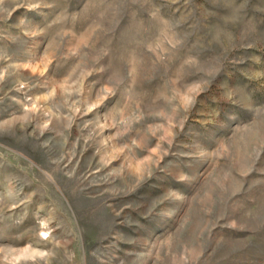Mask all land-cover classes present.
Segmentation results:
<instances>
[{
    "label": "rangeland",
    "instance_id": "rangeland-1",
    "mask_svg": "<svg viewBox=\"0 0 264 264\" xmlns=\"http://www.w3.org/2000/svg\"><path fill=\"white\" fill-rule=\"evenodd\" d=\"M0 264H264V0H0Z\"/></svg>",
    "mask_w": 264,
    "mask_h": 264
}]
</instances>
